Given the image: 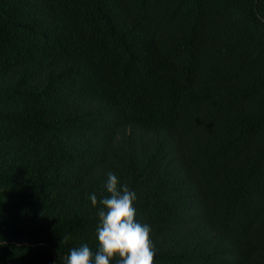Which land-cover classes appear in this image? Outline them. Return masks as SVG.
Wrapping results in <instances>:
<instances>
[{
	"label": "trees",
	"instance_id": "1",
	"mask_svg": "<svg viewBox=\"0 0 264 264\" xmlns=\"http://www.w3.org/2000/svg\"><path fill=\"white\" fill-rule=\"evenodd\" d=\"M109 171L153 264H264V0H0V264L98 251Z\"/></svg>",
	"mask_w": 264,
	"mask_h": 264
},
{
	"label": "clouds",
	"instance_id": "2",
	"mask_svg": "<svg viewBox=\"0 0 264 264\" xmlns=\"http://www.w3.org/2000/svg\"><path fill=\"white\" fill-rule=\"evenodd\" d=\"M105 188L110 195L100 198L99 202L95 193L89 197L94 207L99 204L98 251L93 253L87 244L72 248L66 264H110L116 257H119L116 264H153L152 226L136 220V193L127 184H121L111 171L107 173ZM62 240L66 243L71 236L66 235Z\"/></svg>",
	"mask_w": 264,
	"mask_h": 264
}]
</instances>
